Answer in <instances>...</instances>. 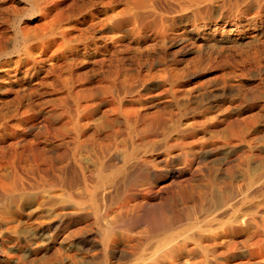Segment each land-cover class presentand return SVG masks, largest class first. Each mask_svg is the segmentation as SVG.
I'll return each instance as SVG.
<instances>
[{"label":"rangeland","instance_id":"rangeland-1","mask_svg":"<svg viewBox=\"0 0 264 264\" xmlns=\"http://www.w3.org/2000/svg\"><path fill=\"white\" fill-rule=\"evenodd\" d=\"M156 245L264 264V0H0V264Z\"/></svg>","mask_w":264,"mask_h":264},{"label":"bare ground","instance_id":"bare-ground-1","mask_svg":"<svg viewBox=\"0 0 264 264\" xmlns=\"http://www.w3.org/2000/svg\"><path fill=\"white\" fill-rule=\"evenodd\" d=\"M239 193H240V192H239ZM101 195H102V194H101ZM97 196H98V195H97ZM108 197H109V196H108ZM108 197H106L105 199H107ZM238 197H239V199H238ZM238 197H236L234 200H235V201H236L237 199H238V201H239V200H243V199L245 198V195H244V194H240V196L238 195ZM99 199H100V198H99ZM99 199H98V200H99ZM103 199H104V198H103ZM230 199H231V198H230ZM107 200H108V199H107ZM104 201H105V200H104ZM144 201H145V200H144ZM144 201H143V202H144ZM223 201H225V200H223ZM101 203H102V202H101ZM104 203H105V202H104ZM236 203H237V201H236ZM236 203H233V204H236ZM129 204H130V203H129ZM233 204H232V203H229V205H227V208H229V210H230V207H231ZM237 204H238V203H237ZM239 204H240V202H239ZM146 205H147V203H146ZM221 205H222V204H221ZM221 205H220V207H221ZM218 206H219V205H218ZM105 207H106V206H105ZM107 207H108V206H107ZM143 207H144V206H143ZM220 207H219V208H220ZM224 207H225V206H224ZM204 208H206V207H204ZM101 209H102V208H101ZM212 209H213V208H212ZM225 209H226V208H225ZM216 210H217V209H216ZM229 210H226V212L229 211ZM231 210H232V208H231ZM101 211H102V210H101ZM222 211H223V210H222ZM115 212H116V211H115ZM145 212H146V211H145ZM209 212H210V211H209ZM207 213H208V212H207ZM215 214H216V213H215ZM105 216H106V215H105ZM206 217H207V216H206ZM213 218H214V220H215V217H213ZM107 219H108V218H107ZM110 219H111V218H110ZM110 219H109V220H110ZM191 219H193V218H191ZM194 220H195V219H194ZM211 220H212V218H211ZM96 222H97V221H96ZM98 222H99V220H98ZM106 222H107V221H105V225L109 223V222H107V223H106ZM182 222H183V221H182ZM193 222H195V221H193ZM199 222H200V221H199ZM210 222H211V221H210ZM210 222H209V223H210ZM212 222H213V221H212ZM102 223H103V222H102ZM204 223H206V222H204ZM204 223H203V224H204ZM103 224H104V223H103ZM199 224H200V223H199ZM97 225H98V224H97ZM99 225H100V224H99ZM108 226H110V225H107V227H108ZM173 226H174V223H173V224H170L168 228H172ZM194 226H195V224H194ZM165 227H166V226H165ZM175 227H176V226H175ZM190 227L192 228V226H190ZM116 228H117V227H116ZM197 228H198V227H197ZM108 229H109V228H108ZM44 230H45V228H44ZM114 230H115V229H114ZM114 230H113V231H114ZM119 230H120V229H119ZM161 230H163V229L161 228ZM165 230H166V228H165ZM165 230H164L163 232H165ZM168 230H169V229H168ZM168 230H167V231H168ZM171 230H172V229H171ZM173 230H174V229H173ZM192 230H193V229H192ZM108 231H110V229H109ZM115 231H117V230H115ZM115 231H114V232H115ZM123 231H124V230H123ZM156 231H157V230H156ZM156 231H155V232H156ZM103 232H104V231H103ZM155 232H154V233H155ZM42 233H43V232H42ZM127 233H128V232H127ZM156 233H157V232H156ZM160 233H161V232H160ZM165 233H166V232H165ZM165 233H164V234H165ZM128 234H129V233H128ZM202 234H203V233H202ZM132 235H133V234H132ZM157 235H159V233H158ZM181 235H182V234H181ZM191 235H192V234H191ZM191 235H190V236H191ZM125 236H126V235H125ZM152 236H153V235H152ZM160 236H162V235L160 234ZM200 236H201V233H200ZM200 236H199V237H200ZM153 237H154V236H153ZM187 237H188V236H187ZM191 237H192V236H191ZM193 237H194V236H193ZM195 237L199 238L198 235H196ZM101 238H102V237H101ZM162 238H163V237H162ZM178 238H180V237H178ZM200 238H201V237H200ZM109 239H110V238H109ZM114 239H115V238H114ZM114 239H113V240H114ZM118 239H119V238H118ZM124 239H125V238H124ZM193 239H194V238H193ZM121 240H122V239H121ZM125 240H126V239H125ZM125 240H124V241H125ZM133 240H134V239H133ZM141 240L143 241V239H141ZM141 240H140V241H141ZM156 240H157V239H156ZM164 240H165V239H164ZM187 240H188V238H187ZM124 241H123V242H124ZM129 241H130V240H129ZM138 241H139V239H138ZM140 241H139V242H140ZM147 241H149V240H147ZM101 242H102V241H101ZM127 242H128V241H127ZM131 242H132V241H131ZM134 242H135V240L133 241V243H134ZM125 243H126V242H125ZM161 243H162V242H161ZM107 244H108V242H107ZM107 244H106V246H108ZM114 244H115V243H114ZM145 244H147V242H146ZM154 244H156V243H154ZM123 245L126 246V244H123ZM164 245H165V244H164ZM167 245H168V244H167ZM167 245H166V246H167ZM181 245H183V243H181V241H179L178 239L175 240V243H174V244H172V243L170 244V243H169L170 254H171L172 252H174V250L181 249ZM156 246H157V245H156ZM150 247H151V246H150ZM152 247H153V246H152ZM152 247H151V248H152ZM160 247H161V246H160ZM160 247L157 246V247L153 248L152 251H151V257H150L149 259H153V260H154V261H153V264H160V262H162L161 258H162L164 255H166V254H165L166 251H165V252L163 251V250H165V249H161ZM144 248H145V250H143V251H146V247H144ZM147 248H148V247H147ZM167 248H168V247H166V249H167ZM103 249H104V248H103ZM114 250L116 251V249H114ZM149 250H150V249H149ZM107 251H108V250H107ZM178 251H179V250H178ZM105 252H106V251H105ZM143 253H144V252H143ZM146 255H147V254H146ZM141 256H142V258H146V257L143 256V255H141ZM152 256H153V258H152ZM167 256H168V255H167ZM169 257H170V256H169ZM115 258H116V257H115ZM125 258H126V257H125ZM125 258H124V259H125ZM140 258H141V257H140ZM140 258H138V259H140ZM130 259H131V258H130ZM135 259H136V258H135ZM147 259H148V258H147ZM109 260H110V259H109ZM125 260H127V258H126ZM112 261H114V260H112ZM147 261H148V260H147ZM163 261H165V260H163ZM108 262H109V261H108ZM116 262H117V261H116ZM135 262H136V261H135ZM113 263H114V262H113ZM117 263H118V262H117ZM125 263H126V262H125ZM128 263H129V262H128ZM128 263H127V264H128ZM109 264H110V263H109ZM111 264H112V263H111ZM114 264H115V263H114ZM130 264H131V263H130ZM138 264H140V263H138ZM142 264H143V263H142ZM144 264H145V263H144Z\"/></svg>","mask_w":264,"mask_h":264}]
</instances>
